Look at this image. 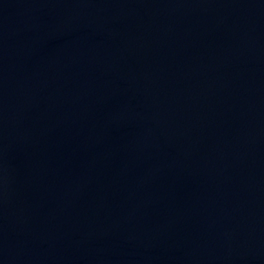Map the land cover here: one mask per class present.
Returning a JSON list of instances; mask_svg holds the SVG:
<instances>
[{"label":"water","instance_id":"obj_1","mask_svg":"<svg viewBox=\"0 0 264 264\" xmlns=\"http://www.w3.org/2000/svg\"><path fill=\"white\" fill-rule=\"evenodd\" d=\"M0 264H264V0H0Z\"/></svg>","mask_w":264,"mask_h":264}]
</instances>
